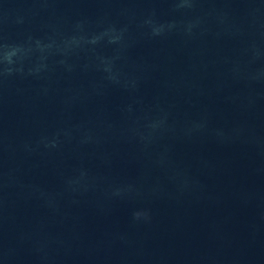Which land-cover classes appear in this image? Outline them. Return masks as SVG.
Wrapping results in <instances>:
<instances>
[{"label": "water", "instance_id": "1", "mask_svg": "<svg viewBox=\"0 0 264 264\" xmlns=\"http://www.w3.org/2000/svg\"><path fill=\"white\" fill-rule=\"evenodd\" d=\"M0 264H264V0H0Z\"/></svg>", "mask_w": 264, "mask_h": 264}]
</instances>
